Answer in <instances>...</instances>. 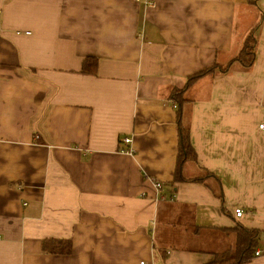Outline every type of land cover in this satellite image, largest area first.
Listing matches in <instances>:
<instances>
[{"label":"crops","instance_id":"1","mask_svg":"<svg viewBox=\"0 0 264 264\" xmlns=\"http://www.w3.org/2000/svg\"><path fill=\"white\" fill-rule=\"evenodd\" d=\"M261 123L264 0H0V264H209L238 225L264 264Z\"/></svg>","mask_w":264,"mask_h":264},{"label":"trees","instance_id":"2","mask_svg":"<svg viewBox=\"0 0 264 264\" xmlns=\"http://www.w3.org/2000/svg\"><path fill=\"white\" fill-rule=\"evenodd\" d=\"M256 0H249L250 3H255ZM256 38L253 33L249 34L244 40L239 52L232 59L233 62L239 63L243 68L251 67L255 57ZM97 60L94 57H86L82 62V72L94 74L96 71ZM230 65V64H229ZM229 65L221 67L215 63L210 68H207L193 76H191L187 85L192 83L202 75L213 73L216 70L227 71ZM182 90H173V98L181 101ZM185 159L195 160V152L189 142L188 129L181 124L178 126V156L177 167L175 170L174 179L180 178V164ZM236 243L231 249H226L223 252L214 255V260L209 264H241L247 262L252 257L253 250L258 240V231L254 229H247L242 226H237ZM42 249L47 253L53 254H68L71 251L70 240H44L42 242Z\"/></svg>","mask_w":264,"mask_h":264},{"label":"built area","instance_id":"3","mask_svg":"<svg viewBox=\"0 0 264 264\" xmlns=\"http://www.w3.org/2000/svg\"><path fill=\"white\" fill-rule=\"evenodd\" d=\"M135 1L138 3H142L145 7H149V8L154 7L155 3H156V0H135ZM258 127L260 130L264 131V123L259 124ZM130 141H131V139L129 137H125L122 139V142L124 144H129ZM121 150L123 152H127V153L130 152L129 147H123ZM153 183H154V186L157 190H161V188H162L161 182L154 180ZM243 213L244 212L240 207H237L234 209V217L235 218H240L243 215ZM259 254H260V252H258V251L255 252V256H259ZM140 264H145V262L142 261V262H140Z\"/></svg>","mask_w":264,"mask_h":264},{"label":"rangeland","instance_id":"4","mask_svg":"<svg viewBox=\"0 0 264 264\" xmlns=\"http://www.w3.org/2000/svg\"><path fill=\"white\" fill-rule=\"evenodd\" d=\"M253 33V32H250V34Z\"/></svg>","mask_w":264,"mask_h":264}]
</instances>
